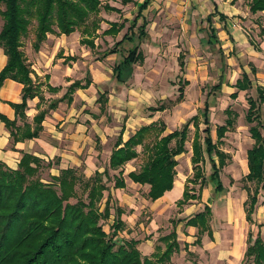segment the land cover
Here are the masks:
<instances>
[{
  "label": "trees",
  "instance_id": "obj_1",
  "mask_svg": "<svg viewBox=\"0 0 264 264\" xmlns=\"http://www.w3.org/2000/svg\"><path fill=\"white\" fill-rule=\"evenodd\" d=\"M124 1V0H122ZM126 1V0H125ZM249 10L252 13L264 12V0H249ZM101 7V0H0V47L7 60L0 70V85L5 78H10L23 84L20 103H11L15 117H25L27 99L38 96L37 85L31 78L32 69L22 50V38L29 31L32 20L34 38L31 47L38 51L47 34L68 35L78 30L82 38L80 42L94 47L88 37L99 28V21L87 24L90 14H96ZM105 10L116 8L103 6ZM141 8V7H140ZM144 23L136 27L138 43L145 38ZM124 26V22L110 23V27L102 32L104 35L117 34ZM135 26V23L132 27ZM132 27L127 28L122 38L103 52V57L116 53L125 41L133 42ZM264 31V30H263ZM125 50L122 60L113 67L114 77L122 80L123 69L139 61L142 55L139 44ZM181 62V70H183ZM128 77V76H127ZM184 83H186L184 81ZM251 82L244 73L236 80V97L238 91L248 89ZM80 83L74 81L68 86L67 92H72ZM220 83L214 85L210 91L218 90ZM177 101L183 97L182 87L178 88ZM60 99H65L68 93ZM256 96L247 98L248 108L245 118L248 122H255L249 127L253 145L246 152L248 173L245 180L254 181L264 192V116L261 104L264 103L263 88H256ZM103 97L99 95L98 101ZM55 105L52 103L51 107ZM210 102L205 101L204 123L207 125L202 132L196 128L191 141L193 176L185 180L181 198L177 206L195 199L193 186L199 184L202 189L208 181L216 184L217 193L224 192L225 188L219 179V168L223 166V157L226 152L217 147L225 132L233 125V114L226 109L224 124L216 127V142L211 137L208 110ZM159 105L150 107L152 111L163 110ZM46 114L39 110L33 117L34 129L27 133V137H36L41 129V121ZM0 120L10 131L12 142L20 141L23 136L17 133L16 118L8 119L0 114ZM197 127L196 116L188 119L179 129L162 135L165 128L158 123H150L140 127L123 145L120 136L109 156L108 166L102 172L95 171L92 176L86 177L80 167H70L60 170L58 175L48 174L42 177V170L50 167L41 158L22 152L16 168H10L0 161V264H167L170 255L176 249V231L173 228L167 235L162 236L170 240L162 253L155 252L151 257L143 256L136 248L135 241L118 239V232L124 228L119 219V208L115 209V218L109 226V231L103 229V222L109 219V195L101 209L104 191L109 189L111 180L109 169L118 170L113 174V188H124L126 183L120 169L126 162L137 157L135 146L141 145L146 160L139 169L130 171L127 176L133 182L141 185L148 184L146 194L148 199L156 200L170 190L175 179V156L185 151L189 124ZM174 141L173 146L171 145ZM204 155L209 158L211 173L208 178L203 176L200 162ZM216 155L218 164L211 156ZM42 171V172H41ZM248 192V200L243 203L247 222L253 223L252 213L257 204L258 187ZM210 207L204 205L203 210L187 219L185 225L195 226L198 229L196 242L200 236L211 232L208 224L211 214ZM246 249L242 263L251 258L252 264H264V240L260 232L253 237L248 232Z\"/></svg>",
  "mask_w": 264,
  "mask_h": 264
},
{
  "label": "crops",
  "instance_id": "obj_2",
  "mask_svg": "<svg viewBox=\"0 0 264 264\" xmlns=\"http://www.w3.org/2000/svg\"><path fill=\"white\" fill-rule=\"evenodd\" d=\"M171 1L175 5V2L178 0ZM239 1L240 0H183L182 2L184 3V6L182 9H193V11H191L190 15H185L184 22H182V27L178 30V33H176L172 28L173 26H170L169 24L166 27L164 24H158L157 30L152 34L150 31L151 26L148 28V25L151 23V17L148 18L145 12L149 8L154 9L153 6L149 7V0H101V7L96 15L99 20V28L96 30V33H99L100 31L102 33L104 30L108 29L112 22H124L123 28L117 34H103V38L105 39L103 40L104 43L109 46L112 44L113 46L116 41H119L122 38L127 31V28L132 27L135 23V26L132 27L134 41H125L122 46L119 47L118 52L106 55L105 57H108L107 59L114 55V58L118 59L119 57V60H116L112 67L104 69L100 66L102 65V61H100L101 59L95 58L94 61H90L91 50L95 49L97 46L95 43V38L97 37H88V39L92 40L94 44V47H90L88 44L80 42L82 35L78 30L73 31L68 35L47 34V37L41 43L39 50L33 55L37 61L31 65L32 73L30 75L34 83L36 85L40 83L35 77H40V80L46 79L48 87L55 92L60 93V97L67 92L68 86L74 81L79 82L80 86L75 88L72 92H67V98L59 99L57 102L53 103L55 105L54 109L51 107L52 109H50L49 113L45 110L46 114L41 121V129L39 130L38 135L30 138L26 135L35 127L33 117L39 110H44L43 101L41 97H39L41 93H38V96H35L32 99H27V108L24 111L25 117H15L11 103L21 102L23 84L10 78H5L0 85V114L6 116L10 120L16 118L17 133L22 135L23 138L20 141L12 142L10 131L0 120V161L14 169L17 167L22 152H26L41 158L46 163L50 162L51 165L47 168V175H58L60 170L70 167L82 168L86 177L92 176L96 170L102 172L105 168L104 166L102 167V165L105 160L109 162V156L112 149L115 148L114 145L118 136L121 138L119 144L120 147L123 145V142L133 135L140 127L147 126L150 123H165L163 120H158V116L155 113L150 115L151 113L149 112L150 114L144 115L143 113L138 112L137 114L135 107L139 105L140 98L136 97L133 91L123 89L132 76H137V73L135 74L136 69L134 68V65L137 63H139V65L140 63L146 64L147 57L142 53V50L145 47L144 45H149L151 49L156 50L157 52L161 51V49H166L172 52L173 65L176 66V69L178 68L181 73L186 70V73H184V76L186 77L192 76L191 70H193V75H200L199 72H202L205 67V61L202 60L203 55L201 54H203L204 50L206 51L209 48L218 52L221 67H225L227 59L222 48L217 46V41L220 39L219 35L221 33L226 35L229 34L233 38H237L241 35L243 27L238 23L239 19L237 20V16L242 15V7ZM104 5L116 8L117 10H105L103 7ZM246 7L247 10H249L248 4ZM243 14H246V12H243ZM252 14L264 15V12L258 11ZM143 23L145 24L144 30L146 36L140 41V43H138L136 27ZM153 23L155 22L153 21ZM121 32V37L117 38ZM235 32L237 34L236 36L233 35ZM108 39L113 40L111 44ZM137 43L139 44V51L142 58L132 64L128 70L123 69L121 76L124 77L122 80L116 79L113 71L114 65L122 60L125 50H128ZM215 45L216 49L214 48ZM234 45L236 46L237 44L234 43ZM231 46L232 44L230 43V47ZM193 48H195V50L199 48L197 52L200 56H193ZM105 57H103L102 53V58ZM6 60L7 57L4 55L3 49L0 47V70L6 64ZM181 62L183 63V70H181ZM195 67H197L198 71H195ZM194 71L198 73L195 74ZM244 73L249 78L248 72L242 70L240 77L236 80L240 79ZM100 76H105V78L101 79ZM219 76L220 80L217 84L220 83V88L218 90L210 91L214 86L212 85L206 92V100L208 102V97L210 95L216 91H222L221 76H224V73H220ZM99 79L102 81L111 79L113 81L114 85L109 89L108 93L102 91L100 86H98L101 81ZM178 81L180 82L181 79H178ZM184 81L186 83H184ZM189 81L190 83L193 82L188 77H183L182 83L187 85L189 84ZM232 87L235 91L232 90L229 92L230 97H232V93L236 92L235 83ZM182 92L183 97L180 101L184 98L183 88ZM100 94H102L103 97H106L104 105L100 101L99 103H96ZM205 101L203 102L202 109L188 118L190 119L196 116V122L198 123L197 127H195L193 123L189 124V129L190 125H192L194 127V132L196 128L199 132H202L207 126L204 123ZM210 107L208 111H210ZM198 117H200L199 119H201V123L204 125L203 129L199 127ZM208 125H210V120ZM164 128L165 130L162 135L179 129H169L165 126ZM214 132L217 140L216 128ZM211 137L213 139L212 128ZM191 141L190 149L187 152L186 145L189 142L186 140L184 145L185 151L175 156V172L176 166L178 165L177 159L185 152L192 164ZM213 141L216 142L215 140ZM134 148L137 152H139L138 149L142 150L141 145H137ZM214 157L217 158L216 155H212V160L218 164V158L215 160ZM102 158L103 163H101ZM136 158L126 162L120 167V169L123 170L122 176L126 185L124 188H113V184L112 186H109V189L104 191V197L101 201V209L109 195L110 216L109 219L106 220L108 222L107 228L109 229V226L113 223L115 209L119 208V219L124 223V228L118 232V239L122 241H135L136 248L139 252L143 256L151 257L155 252L162 253L165 250L166 244L170 242V240L162 238V236L167 235L171 230L165 229L164 226V230L166 231L162 232L164 230H162L161 227L163 228L162 225H164V223L162 222L161 214L169 207L177 205V201L182 196L185 180L190 177L182 178V176H184L182 173L181 177L179 172L178 174L176 173L177 175L175 174L172 188L165 191L164 194L156 200L152 201L146 196L149 190V185H141L133 182L127 176L130 171L137 168L139 169L140 166L143 165V160H141V164L134 165ZM202 162H200V165ZM245 166L247 167V163ZM192 170L194 173L193 165ZM117 172L114 173V175L117 174ZM208 176L204 177L208 178ZM211 183L213 184V196L217 195L215 190L216 184L214 182ZM206 187L207 186L205 185L203 188ZM207 193L208 192L206 191V194ZM202 201V203L197 205L196 209L194 208L191 211V208H189L190 206H187L183 208L180 215H178L180 217L178 218L179 223L175 229L178 249L172 252L167 264H191L192 262L188 259V255H191L192 253L200 259L208 257V253H210L215 259L226 257L228 260L235 259L236 254L238 253V255L242 254L245 244L244 239L242 240V246L238 250H233L232 248L235 247L231 246L229 251V249H225V241H228L230 238H220L219 231L212 232L211 230L210 234L205 232L200 236L199 243L196 242L198 235L197 227L187 226L185 225V222L195 213L202 211L204 205H208L211 209L210 201H212V198H207V196L204 198V191L202 192ZM200 206H202V208H200ZM226 208L228 210V207ZM230 209L232 211L231 213L236 216L240 214V211H242V215L245 216L244 207H240L239 209L235 202L230 203ZM239 224V222L236 223V229L239 228ZM239 235H237V237L235 236L236 239H234V236L231 239L238 242L240 241V238L238 237ZM213 236L215 237V240L212 239ZM198 262L202 264L201 261Z\"/></svg>",
  "mask_w": 264,
  "mask_h": 264
},
{
  "label": "rangeland",
  "instance_id": "obj_3",
  "mask_svg": "<svg viewBox=\"0 0 264 264\" xmlns=\"http://www.w3.org/2000/svg\"><path fill=\"white\" fill-rule=\"evenodd\" d=\"M182 1L178 0L174 5L171 0H149V7L153 6L154 9L149 8L145 12L148 18L151 17V23L148 25V28L151 26L150 31L152 34H154V31L157 30L158 24H164L165 27L169 24L170 26H173V30L178 33V30L182 27V22H184L185 15H190L191 11H193V9H182L184 6ZM239 3L242 7V15H238L237 20L239 19L240 22L238 21V23H240L243 27L241 35L237 38H233L229 34L228 37V35L221 33L219 35L220 39L217 41V46L222 48L227 59L225 67H221L218 52L216 50L210 48L206 51L204 50L201 55H203L202 60L205 61V67L202 72H199V76L193 75V70H191L192 76L187 77L193 82L190 83L189 81V84L186 85L182 83L183 77L187 78L184 76L186 70L181 73L178 68L176 69V66L173 65L172 52L166 49H161V51L157 52L156 50L151 49L149 45H144V49L141 50L143 55L147 57L146 64L140 63L139 65V63H137L134 65V68L136 69L135 74L137 73V76H132L127 82L125 88H123L127 91H133L135 96L140 98L139 105L135 107L137 114L138 112L143 113L144 115H148L150 113V115H152L155 113L158 116V120H163L165 122L164 124L161 122V126H165L166 128L168 127L169 129H175L180 128L181 125H183V123L190 116H192V114H195L197 111L202 109L203 102L207 99L206 92L209 88H211L210 86L217 84L220 80V73H224V76H221L222 91H216L208 97V100L211 105L209 120L212 128L213 140L216 141L214 132L216 126L224 124L225 122L226 114L224 110L229 108L233 114L232 127L225 132L222 140L217 142L218 148L226 152V157H223V166L219 168V179L225 187V191L221 192V194L216 193L217 195L213 196V184L211 182L208 181L206 184L207 187L202 189H199L198 183L189 184V186H193V194L195 196L199 194V196L181 206L173 205L165 210L161 214L163 220L162 222L164 223V225H162L163 228L161 227V229L164 230V226L167 230H172L173 228L176 229L179 223L178 218H180L178 215H180L182 209L187 206H190L189 208H191V211L194 208L196 209L197 205L203 202L202 192L204 191V198H206V196L207 198H212V201H210L212 213L208 220L210 229L212 232L219 231L220 238H230L228 241H225V249H229L230 251L231 246H233L235 247L232 248L233 250H238L242 246L243 239L245 244L241 254L242 256L238 255L239 253L236 254V258L238 259L235 258L228 260L226 257L215 259L210 253H208V257L200 259L192 253L191 255H188V259L192 262L191 264H200L198 261H201L202 264H252L251 258L246 259L242 263L244 251L247 246V234L249 232L254 237L259 231L262 239L264 240V192L259 188V184L256 182L244 179L248 172V168L245 166L247 163L246 152L254 143V140L250 136L249 127L255 123H250L245 118L248 108L247 98L249 96L255 97V90L258 87H261L264 90V15L250 13L246 7L248 0H240ZM243 12H246V14H243ZM95 21H99L96 14H90L87 18V24L91 25L92 22ZM153 21L155 23H153ZM1 25L2 19L0 18V28ZM34 25L35 20H32L28 33L22 38V50L27 57V62L30 64V67L32 64L37 62L33 56L37 51L31 47V41L34 38ZM122 32L117 36V38L121 37ZM233 35L236 36V32L233 33ZM92 37H97L95 38L97 46L95 49L91 50L90 61H94L95 58H99L101 59L100 61H102V65L100 66L103 69L112 67L114 62L119 60V57L117 59L114 58V55H112L109 59H107L108 57L102 58V53L112 47L111 43L113 40L108 39L111 44L110 46L104 43L103 40L105 39L103 38L101 31L99 33H96L95 31V33H92L89 38ZM230 43L232 44L231 47ZM234 43L237 45L235 46ZM214 48L216 49V45ZM198 49L199 48L195 50V48H193L194 57L200 56L197 52ZM242 70H246L248 72L251 85L248 89L239 91L235 98L230 97L229 92L232 90L235 91L232 85L235 83V80L240 77ZM195 71H198L197 67H195ZM197 73L198 72H195V74ZM39 78L35 77L37 81H40V83L37 84V90L38 93H41L39 97H41L43 101L44 110L49 113L50 109H52L51 104L60 99V93L50 89L46 83V79L40 80ZM100 78L104 79L105 76H100ZM178 79H181V81L179 82ZM101 81H98V86H100L102 91L108 93L109 89H111L114 85L113 81L111 79ZM179 86L183 88L184 98L182 101L178 102L177 96ZM105 100L106 97H103L100 102L104 105ZM96 103H99V101L96 100ZM159 105H163L165 109L158 112H154L149 109L151 106L157 107ZM261 106L263 111L262 114L264 116V103H262ZM199 118L200 117H198L199 127L203 129L204 125L201 123L202 121ZM193 134L194 127L190 125L187 139L189 143L186 145V152L190 149V141ZM173 144L174 143L172 141L171 145L173 146ZM138 150L139 152L134 161V165L141 164V160H143L144 163L146 160L144 151L141 149ZM185 153L181 157H178V165L176 166V173L178 174L179 172L180 177L182 173L184 175L182 178L193 176L192 164ZM214 158L217 160L216 157ZM101 161V163H103V158ZM103 166H108V162L106 160L104 161L102 167ZM201 168L203 169V176L206 177L209 173H211L210 161L206 155H204ZM118 170L119 169L113 171L112 169H109V175L111 177V180L108 182L109 186H112V176ZM42 171V177L48 178V175L46 174L47 169H45V171L43 169ZM256 186L258 187L257 204L254 212L252 213L253 223H250L245 220V216L242 215V211L239 210L240 214L238 216L232 214L230 203L235 202L239 209L240 207L243 208L242 204L245 200H248L247 191L251 193L254 191ZM206 191L208 192V195L206 194ZM226 207H228V210ZM200 208H202V206H200ZM237 222L240 223L238 229H236ZM107 223V221L103 222V228L106 232L109 230L107 228ZM165 231L166 230L162 232ZM237 235H239L238 237L240 238V241L238 242L234 240ZM233 236L236 237L231 239ZM212 239L215 240V237L213 236Z\"/></svg>",
  "mask_w": 264,
  "mask_h": 264
}]
</instances>
